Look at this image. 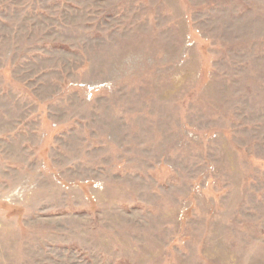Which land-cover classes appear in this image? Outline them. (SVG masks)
Segmentation results:
<instances>
[{
	"label": "rangeland",
	"instance_id": "rangeland-1",
	"mask_svg": "<svg viewBox=\"0 0 264 264\" xmlns=\"http://www.w3.org/2000/svg\"><path fill=\"white\" fill-rule=\"evenodd\" d=\"M0 264H264V0H0Z\"/></svg>",
	"mask_w": 264,
	"mask_h": 264
}]
</instances>
